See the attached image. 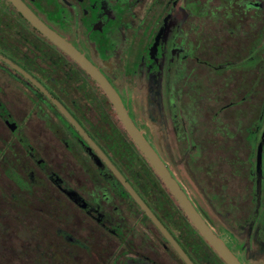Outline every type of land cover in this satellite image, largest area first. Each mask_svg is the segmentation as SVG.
<instances>
[{"label": "flooded vegetation", "instance_id": "1", "mask_svg": "<svg viewBox=\"0 0 264 264\" xmlns=\"http://www.w3.org/2000/svg\"><path fill=\"white\" fill-rule=\"evenodd\" d=\"M18 2L69 50L0 0V264H189L174 242L229 264L94 74L239 263L264 264V0Z\"/></svg>", "mask_w": 264, "mask_h": 264}, {"label": "water", "instance_id": "2", "mask_svg": "<svg viewBox=\"0 0 264 264\" xmlns=\"http://www.w3.org/2000/svg\"><path fill=\"white\" fill-rule=\"evenodd\" d=\"M15 4L20 8V10L28 17L31 22L38 27L45 35L49 36L53 40H55L57 43L62 45L65 49L69 50V48L62 44L56 36L51 32L49 28H47L36 16L32 15L18 0H13ZM72 53V51H70ZM76 56V55H75ZM77 57V56H76ZM85 67L89 69V67L85 64ZM93 73V72H92ZM94 74V73H93ZM94 76L101 82L103 88L107 93L109 94L112 101L117 106V110L123 119L127 129L132 134V136L135 138V140L138 142L140 148L144 151L146 156L149 158L151 163L154 165L156 170L159 172V174L164 178L170 189L172 190L175 197L180 202L181 206L186 211L187 215L192 219L194 224L198 227V229L201 231V233L205 236V238L217 249V251L224 257V259L229 264H240L239 261L235 258V256L229 251V249L225 246L223 241L215 235V233L209 228V226L206 224V222L201 218L197 210L194 208L190 200L188 199L185 192L181 189V187L177 184V182L174 180V178L171 176V174L168 172L167 168L163 164V162L159 159L157 154L154 152V150L150 147V145L143 139V137L137 132L136 128L134 127L133 123L129 119L126 111L124 110L120 100L116 96V93L114 90L109 86L107 82H104L100 80V78L94 74ZM131 192L133 195L137 198V200L141 203L142 207L151 215V217H154L152 212L149 210V208L145 205V203L139 198V196L136 194V192L131 189ZM162 227V226H161ZM162 229L167 233V231L162 227ZM168 235V233H167ZM170 237V236H169ZM175 246L178 249V251L181 253V255L187 260L189 264H193L187 255L183 252V250L180 248V246L176 243Z\"/></svg>", "mask_w": 264, "mask_h": 264}]
</instances>
